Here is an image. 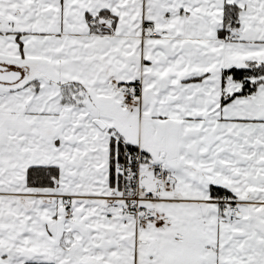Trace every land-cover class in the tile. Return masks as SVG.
Listing matches in <instances>:
<instances>
[{
	"label": "snow or ice",
	"instance_id": "1",
	"mask_svg": "<svg viewBox=\"0 0 264 264\" xmlns=\"http://www.w3.org/2000/svg\"><path fill=\"white\" fill-rule=\"evenodd\" d=\"M0 264H264V0H0Z\"/></svg>",
	"mask_w": 264,
	"mask_h": 264
}]
</instances>
